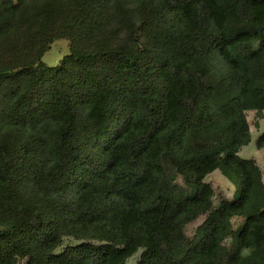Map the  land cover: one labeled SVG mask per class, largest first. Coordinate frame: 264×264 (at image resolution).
Instances as JSON below:
<instances>
[{
    "label": "trees",
    "instance_id": "16d2710c",
    "mask_svg": "<svg viewBox=\"0 0 264 264\" xmlns=\"http://www.w3.org/2000/svg\"><path fill=\"white\" fill-rule=\"evenodd\" d=\"M249 111L264 0H0V264H264Z\"/></svg>",
    "mask_w": 264,
    "mask_h": 264
},
{
    "label": "rangeland",
    "instance_id": "374dc122",
    "mask_svg": "<svg viewBox=\"0 0 264 264\" xmlns=\"http://www.w3.org/2000/svg\"><path fill=\"white\" fill-rule=\"evenodd\" d=\"M69 53V46L66 40H55L51 45L49 51H47L41 61L48 67H54ZM246 119L249 124V130L251 140L248 145L241 148L238 155L242 159H252L259 166L262 179L264 182V150L256 148V140L264 132V113L262 118L254 111L246 113ZM204 181L209 183L214 190V203L217 204L220 199L233 200L234 195L238 188V182L229 180V177L222 174L220 170H215L209 174ZM205 217H199L194 222L188 224L185 227V234L192 238L194 236L196 228L204 221ZM241 223V218H233L231 220L230 229L233 231ZM227 247L230 246V239L225 241ZM139 253L130 258L129 263L135 264L138 260Z\"/></svg>",
    "mask_w": 264,
    "mask_h": 264
}]
</instances>
